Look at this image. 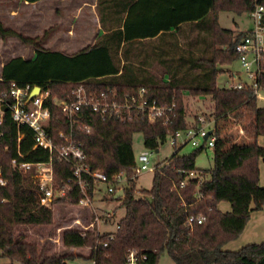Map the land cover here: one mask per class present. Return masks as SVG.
<instances>
[{"label":"trees","instance_id":"obj_1","mask_svg":"<svg viewBox=\"0 0 264 264\" xmlns=\"http://www.w3.org/2000/svg\"><path fill=\"white\" fill-rule=\"evenodd\" d=\"M111 2L119 3V13H110ZM97 6L104 32L73 53L45 48L41 38L18 33L0 21L2 39L17 36L34 47L32 57L14 56L3 64L0 93L7 91L12 81L49 86L52 95L48 104L53 116L46 128L55 140L57 130L65 126L52 98L64 97L77 83L90 90L116 88L119 93L145 87L150 99L174 104L173 112L168 113L167 123H163L165 116L150 122L144 113L136 111L124 119H103L95 113L84 118L91 131H77L76 137L82 140L90 167L108 175L122 172L127 177L123 196L118 198L124 214L112 239L108 232L97 236L95 228L84 234L76 228H64L60 250L49 239L54 234L50 227L53 210L38 205L36 187L29 175L13 169L10 163L18 151L23 155L21 159L34 162L46 161L49 152L42 147L32 148L33 132L25 125L20 127L18 147V130L7 112L0 128V164L8 180L6 187L0 186V199H5L0 202V257L21 264H65L67 258L74 257L70 248L88 247L86 257L94 264H126L131 250L138 264H157L163 250L176 264H264V240L237 250L225 247L240 236L251 212L264 206V185H259L264 145L257 142L264 135V105L258 104L257 96L234 91L233 99L226 102L229 106L214 122L213 166L207 170H197L194 165L204 144L185 154L175 148L169 159L154 170L151 187L137 189L132 147L135 132L143 134L146 148L157 149L168 135L186 128L183 93L218 97L216 76L222 70L220 65L237 58L234 45L243 33L222 27L218 13H248L255 0H98ZM104 8L106 13L102 12ZM156 66L159 74L153 70ZM245 113L251 119L245 124L251 142L224 147L219 121L230 114L239 120ZM52 162L55 182H66L70 164L55 155ZM191 171L197 172L196 176H189ZM181 180L186 181L184 186H180ZM69 186L71 189L57 204L78 201V189L72 183ZM221 201L229 202L230 210L221 211ZM197 212L205 214L204 221L189 225L188 215ZM97 240L107 245L96 246ZM140 256L145 259L140 261Z\"/></svg>","mask_w":264,"mask_h":264},{"label":"built area","instance_id":"obj_2","mask_svg":"<svg viewBox=\"0 0 264 264\" xmlns=\"http://www.w3.org/2000/svg\"><path fill=\"white\" fill-rule=\"evenodd\" d=\"M251 27L242 30V35L236 40L234 49L237 54L236 60L239 63V69L230 72L231 85L230 90L236 92H250L252 95L260 97L264 90V0H255L254 8L248 12ZM35 85H19L12 81L7 91L0 93V128L4 123L5 114L15 122L19 141L22 133L20 127L28 126L33 132L32 148L42 147L48 150L49 158L46 161H27L23 160L22 153L10 161L11 167L29 175L33 185L36 187L37 203L40 206H46L51 210L56 201L67 194L71 189L70 183L75 186L80 197L73 205L82 210V212L92 211L89 222L85 224L83 218L79 215L74 217L71 224L63 228H76L82 234L86 230L95 228L97 236L108 232V238H113V232L118 228V220L115 222L113 230L101 228L104 222H111L112 211L104 210L97 212L94 205V199L97 193L109 196L114 195L119 189H124V183L127 177L124 173L118 172L112 175L106 174L99 169H92L87 162L88 154L83 148L82 140L76 137V132L80 131L89 134L91 125L84 123L89 113H95L101 118H129L132 112H142L147 119L152 122L157 118L165 116L163 123L168 122V113L173 112L174 104H163L150 99L146 95L145 87L138 88L133 93H119L116 88H105L101 90H90L83 83H77L71 87L69 92L62 98L54 96L53 105L57 106L63 116L64 129L56 132V138L51 134L46 125L53 116V112L48 104L52 95L49 86L42 87L36 95L30 96V91ZM5 105L4 111L1 107ZM209 128L204 127H186L183 130H177L173 135V142L177 136L184 134L194 147L201 146L200 138L207 147H213L215 137L212 133L208 134ZM207 136L206 138H204ZM3 137V131L0 129V138ZM52 155L59 160H66L70 164V177L64 183H56L54 180V170ZM149 153L141 151L137 157L140 163L134 168V176L141 171L149 169L156 170L157 166H149ZM189 176H196V172L191 171ZM185 180L180 181V186H184ZM8 180L3 175V168L0 164V186L6 187ZM103 185V186H102ZM102 186V187H101ZM5 201L4 198L0 202ZM205 214L202 212L192 213L187 217V223H202ZM101 244L106 246V241H96V246ZM2 251L0 250V253ZM145 256H140L143 261ZM126 264H138V257L133 250L127 255Z\"/></svg>","mask_w":264,"mask_h":264},{"label":"rangeland","instance_id":"obj_3","mask_svg":"<svg viewBox=\"0 0 264 264\" xmlns=\"http://www.w3.org/2000/svg\"><path fill=\"white\" fill-rule=\"evenodd\" d=\"M14 8L19 10L17 14L9 15L5 14V9ZM23 7L16 5L12 1L0 0V21L4 26L12 28L18 33L24 34L23 27H26V24L23 22ZM220 25L224 28L245 30L251 27V21L249 20L248 13L243 14H235L229 11H220L218 16ZM56 25V24H55ZM54 25V26H55ZM29 27V26H28ZM56 28V27H55ZM54 28V29H55ZM33 46L24 42L19 37L9 36L5 39H1L0 41V50H10L2 53V58H8L14 55H30L31 48ZM52 48L61 49L59 46H53ZM76 48H71L74 50ZM222 69L216 76V85L219 88L218 97L212 98L209 95H196V94H187L188 96H182V103L185 110L184 122L186 127H204L213 129L214 122L218 114L226 111L228 104L226 102L233 99L236 93L230 90L229 87L232 83L230 72L236 71L239 69V63L235 59L233 62L220 65ZM153 70L159 74V68L156 66ZM220 99H224L221 101ZM257 102L259 105H264V90L260 93V97L257 98ZM232 103H235L234 101ZM245 113L243 118L236 119L232 114L228 115L227 119H222L219 121L220 133L219 136L223 138L224 147H229L234 143L241 142H251V139L248 137L247 132L245 131L246 126L251 122V119ZM187 137L182 134L177 136L175 142H173V138L171 135H168L166 141L159 145L157 149H148L143 144V134L141 132H135L132 136V147L133 153L135 157L136 165L140 163L137 161V157L141 151H147L149 153V166H156L157 164H161L166 162L169 157L174 152L175 148L178 149L179 154H185L192 152L195 148L190 144V142H185ZM200 144H203V139L200 138ZM213 156H214V148L205 146L203 150L196 156L195 158V168L197 170H207L213 166ZM197 173V172H196ZM154 171L153 170H143L141 171L136 179L135 186L137 189H149L151 187L152 178ZM259 185H264V170L261 169ZM103 186V185H102ZM101 186V187H102ZM94 205L97 209V212H101L104 210L112 211L111 222L107 221L101 224L102 230L105 229H114L115 222L119 220L124 214V209L120 205V199H102L101 194L97 193L94 199ZM218 208L221 211L230 210V203L227 201H221L219 203ZM53 222L50 226L54 229V234L52 237H49L52 246L56 250H60L63 248L60 235L63 227H67L71 224V221L74 217L79 215L84 223L87 224L89 219L92 216V211L82 212L81 209L75 207L73 205H61L57 204L53 207ZM247 231L245 234L241 235L234 243L228 244L226 247L230 250H237L243 245L252 242H261L264 240V210L259 212H254L252 214L251 222L248 223ZM40 240H42L40 235H36ZM69 252L74 255L72 258H67L65 260V264H94L92 259L85 257L88 255L89 248L88 247H72L69 249ZM79 253H82L83 257L77 256ZM0 264H21L18 261L10 262L5 257H0ZM157 264H176L168 255L167 251L163 250L159 254Z\"/></svg>","mask_w":264,"mask_h":264},{"label":"crops","instance_id":"obj_4","mask_svg":"<svg viewBox=\"0 0 264 264\" xmlns=\"http://www.w3.org/2000/svg\"><path fill=\"white\" fill-rule=\"evenodd\" d=\"M12 2L23 7V15L25 16L23 22L27 26V28L23 27L24 35L41 38L42 46L51 50H59L67 53L76 52L81 48L92 44L97 36L104 32L99 19V7L97 6L98 0H36L33 2H28L26 0H12ZM102 7L103 6H101V10L103 9ZM104 9L106 10V8ZM109 9L110 13L117 14L119 13L121 6L119 3L113 4V2H111ZM18 12V8L5 9V14L9 15H14ZM102 12L106 13L107 10ZM218 23L220 24L219 19ZM1 39L2 38L0 37V41ZM53 46H59L61 49L52 48ZM71 48L76 49L71 50ZM30 50V55L20 56L25 58L32 57L34 54V47ZM1 51L5 54V52L10 50H0V73L3 64L8 59L14 56H19L14 55L4 59L2 58ZM187 94L188 93H183V96H188L189 94ZM257 142L260 145H264V135L259 136ZM261 169L264 170V162L260 160V173ZM263 210L264 206L261 210L251 212L250 219L240 236L246 233L247 226L249 225L248 223H250L252 219V214ZM236 240L237 238L227 243L226 246L230 243H234ZM82 255V253H79L77 256L83 257Z\"/></svg>","mask_w":264,"mask_h":264},{"label":"water","instance_id":"obj_5","mask_svg":"<svg viewBox=\"0 0 264 264\" xmlns=\"http://www.w3.org/2000/svg\"><path fill=\"white\" fill-rule=\"evenodd\" d=\"M39 90H40L39 85L33 86L32 90L30 91V96L36 95L39 92ZM1 109L5 111L7 109V107L5 105H3L1 107ZM211 133H212V130H209L208 134H211ZM206 137L207 136H205L204 138H206ZM123 193H124L123 189H119L114 195L111 196V199H118V198L123 196Z\"/></svg>","mask_w":264,"mask_h":264}]
</instances>
